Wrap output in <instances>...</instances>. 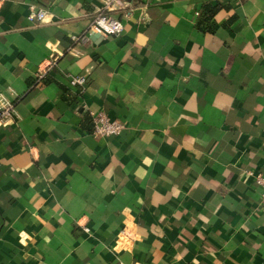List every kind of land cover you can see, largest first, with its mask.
<instances>
[{
	"label": "crops",
	"instance_id": "0c3cea01",
	"mask_svg": "<svg viewBox=\"0 0 264 264\" xmlns=\"http://www.w3.org/2000/svg\"><path fill=\"white\" fill-rule=\"evenodd\" d=\"M133 2L0 0V264H264V0Z\"/></svg>",
	"mask_w": 264,
	"mask_h": 264
},
{
	"label": "built area",
	"instance_id": "2783aa9c",
	"mask_svg": "<svg viewBox=\"0 0 264 264\" xmlns=\"http://www.w3.org/2000/svg\"><path fill=\"white\" fill-rule=\"evenodd\" d=\"M102 6L98 9L90 30L100 35L102 39H108L122 32L124 24L118 15H126L135 9L133 0H101ZM46 10L39 9L29 15L31 21L42 22L46 17ZM86 37V35H85ZM75 41H80L75 37ZM53 61L51 64H54ZM75 85L86 86L87 77L77 76L71 79ZM15 112V104L0 96V122L9 118ZM93 129L92 133L96 136H118L124 130L125 125L119 119H114L106 111H92ZM248 175H253L251 171ZM255 181L262 187V202L264 204V173L255 175ZM123 264V263H122Z\"/></svg>",
	"mask_w": 264,
	"mask_h": 264
},
{
	"label": "trees",
	"instance_id": "16d2710c",
	"mask_svg": "<svg viewBox=\"0 0 264 264\" xmlns=\"http://www.w3.org/2000/svg\"><path fill=\"white\" fill-rule=\"evenodd\" d=\"M218 7L212 4L205 5V8L203 10V13H201V20L199 22L200 27H204L206 23L210 24L212 21L213 16L218 11ZM204 25V26H203Z\"/></svg>",
	"mask_w": 264,
	"mask_h": 264
}]
</instances>
